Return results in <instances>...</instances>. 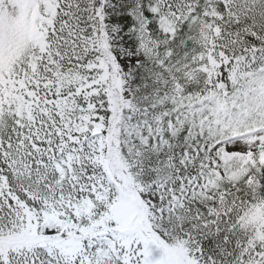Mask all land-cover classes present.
<instances>
[{
  "label": "snow or ice",
  "instance_id": "obj_1",
  "mask_svg": "<svg viewBox=\"0 0 264 264\" xmlns=\"http://www.w3.org/2000/svg\"><path fill=\"white\" fill-rule=\"evenodd\" d=\"M0 264H264V0H0Z\"/></svg>",
  "mask_w": 264,
  "mask_h": 264
}]
</instances>
